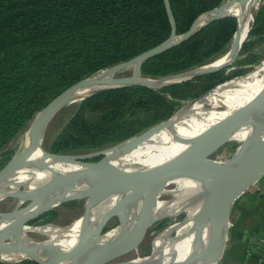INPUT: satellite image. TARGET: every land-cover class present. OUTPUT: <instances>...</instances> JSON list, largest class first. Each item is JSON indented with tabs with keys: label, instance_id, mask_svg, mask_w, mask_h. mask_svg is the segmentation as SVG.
Wrapping results in <instances>:
<instances>
[{
	"label": "trees",
	"instance_id": "1",
	"mask_svg": "<svg viewBox=\"0 0 264 264\" xmlns=\"http://www.w3.org/2000/svg\"><path fill=\"white\" fill-rule=\"evenodd\" d=\"M225 1L170 0L177 34L188 32L200 15ZM233 14L207 23L189 39L147 60L143 76L168 77L225 55L237 31L240 10ZM253 18L237 57L248 69L264 59V0L254 6ZM171 33L165 0H0V151L71 85L165 42ZM257 69L245 75L241 74L247 69H235L228 75L222 70L162 89L134 85L100 92L78 103L49 149L75 154L116 146L163 122L170 123L185 105L228 79L251 75ZM148 138L158 142L161 136ZM7 158V154L0 157V168ZM199 195L189 194L181 206L193 210ZM137 204L131 202L127 211ZM45 208L49 207L39 209ZM56 217L53 210L30 223L42 227ZM120 231V227L112 229L99 240L88 264L101 245ZM91 232L74 246L84 244ZM0 258L22 257L13 252L0 254ZM12 264L41 263L23 260Z\"/></svg>",
	"mask_w": 264,
	"mask_h": 264
},
{
	"label": "water",
	"instance_id": "2",
	"mask_svg": "<svg viewBox=\"0 0 264 264\" xmlns=\"http://www.w3.org/2000/svg\"><path fill=\"white\" fill-rule=\"evenodd\" d=\"M235 1L248 2L247 0ZM165 3L172 25V33L169 39L147 51L142 52L130 60L120 62L109 67L106 70L107 73H110L108 79H103L102 75L89 76L74 83L69 88L60 93L57 97L50 101L49 104L46 105L34 118L35 123L30 132L29 142L27 145H25L23 151L6 167L0 170V191L3 190L4 185L11 178H13V176L19 170L25 167H34L41 170H47L51 176L63 175L67 178L79 181L117 179L118 184L107 195V198L119 196L111 205L110 213L99 224L97 229L91 233L86 242L75 249H51L46 250L43 255H41L37 251L40 249L43 250L44 248H32L28 249V253L30 254L28 256H24L15 260L0 258V262L12 264L23 260H33L38 261L41 264H88L90 260V254L95 249L99 240L105 236V228L113 215H118L122 219V217L128 215L127 207L129 204L134 200L138 202L139 198L142 197L143 194L134 191L133 187L138 182L148 181V192L144 198H141V207V205L147 200L151 189L155 190V188L163 181L162 179H159L157 182L152 183L148 179V175L150 173L161 171L167 168H180L200 172L218 186L221 210L216 228L209 239L206 242L193 245L191 251L184 257L167 258L162 255H159L158 257H153L152 255L141 256L139 250L141 244L143 243V236H145L151 227L159 219H161L157 218L151 224L143 227L134 238L122 244L119 248L102 255L99 260V264H103L113 255L120 254V256H123L125 254L124 250H128L130 246L135 251V256L114 264H216L220 261L231 224V214L236 201L251 186L255 185L259 178L264 175V136L260 137L257 139V141L249 146L245 145L241 150H237V152L231 156V158L224 161L208 158L206 156L217 146V144H210L201 148H196L194 153L176 154L154 167L133 170H129L119 163V158L125 152H127L133 144H135V141H142L146 139L152 132L160 129L168 121L154 126L151 129H148L116 146L95 151L87 155L74 156L70 154L52 153L45 150L43 146L45 132L51 121L59 111L75 100L77 102L84 101L87 98L103 91L134 85L153 89L166 88L183 82L191 81L197 77H202L225 70L239 56L242 46L246 41L252 26L246 35V38L240 44L231 46V48L226 53V59L218 64H215L213 61L209 64L164 78H151L143 76L142 66L147 60L189 39L207 23L213 20L234 15L229 11L230 2L225 1L220 7L200 15L188 32L178 35L170 0H165ZM237 32H240L239 21L236 33ZM126 68H132L134 72L133 75L125 77L115 76L118 71ZM95 85L98 86L96 89L84 96L76 98L81 90L92 88ZM245 106L243 109L234 112L241 113L245 109ZM224 128L225 127H217L209 131L220 130V133L216 135H219L222 139L229 138L226 129ZM38 148H42L43 153L35 156V152ZM98 155H102L103 158L98 161L89 160V157H96ZM58 165H74L76 168L69 171H62L57 169ZM44 191H49L50 194L48 196L46 195L44 197H40L38 194ZM56 195L57 193H55V191L49 187L41 190L30 191L29 197L26 201H19L17 207L10 214L0 216V220L8 218L14 212H22L19 223L37 227L38 225L31 224L30 222L45 214L49 210L55 209L57 206L71 198H88L87 196H67L53 207L31 210L33 205L42 204L45 201L52 199ZM16 197L19 198V196ZM32 198L37 199L35 202L29 203L25 206L27 201L31 200ZM87 210L84 214H86ZM129 224L130 221L128 224L123 226L120 236L126 231V229L129 227ZM35 234L44 237L45 235L33 232L30 234L35 239L44 241L34 236ZM6 239L0 242H6ZM87 255L88 258L86 257Z\"/></svg>",
	"mask_w": 264,
	"mask_h": 264
},
{
	"label": "bare ground",
	"instance_id": "3",
	"mask_svg": "<svg viewBox=\"0 0 264 264\" xmlns=\"http://www.w3.org/2000/svg\"><path fill=\"white\" fill-rule=\"evenodd\" d=\"M247 1L248 2L234 1L233 5L229 8L231 13H235L237 10H240V32L235 34L234 44L232 46L240 44L246 38V35L252 26L253 14L251 6L253 0ZM225 56L226 54L215 60L214 63L218 64L224 61L226 59ZM109 76L110 73L105 72L102 78L108 79ZM258 79L259 83L254 85L251 84L252 82H256ZM235 80L237 81L239 78L231 80L211 90L206 95L195 101L193 106L186 109L182 114L168 123V127L163 131L149 135L148 137L155 135L162 137L160 142L156 143L152 149L142 154H127L119 158V163L129 170L150 168L159 165L176 155L169 152L167 148L183 133L185 134V132L191 128L209 131L217 127H225L224 129H226L228 136L238 138L245 136L248 137L246 146L253 144L257 141V139L263 137L264 68L258 73L240 79L236 83L234 82ZM233 82L237 84L238 87H242L241 92L235 93L232 90L233 88L230 89L228 87L230 84H233ZM97 87L98 86L95 85L92 88L81 90L76 98L90 93ZM225 89H227L230 93V97H234L238 94L255 97L257 100L256 107L241 113L229 112L223 114H202L200 112L201 108L211 98ZM42 153L43 149L38 148L35 152V156ZM75 168L76 166L74 165L57 166V169L62 171H69ZM41 172L49 173L47 170H41L34 167H25L19 170L13 178H11L4 185L3 190L0 191V201L11 195H19L21 196V201H24L27 199L28 193L31 190L34 191L49 187L55 191L57 195L42 204H35L34 208L31 210L39 209L40 207L46 206L58 199L64 198L65 196H87L90 201L88 210L86 214L82 215L75 222L61 227H35L26 224L24 225L18 221L22 212H14L9 218L1 219L0 221V241H3L7 237L5 240L6 242H0V248L4 249L0 252V254L14 252L16 254H20L21 257H24L30 255L28 253V249L32 248H44L43 250L40 249L37 251L41 255H43L46 250L51 249H75L79 246H74V244L81 241L91 231V233H93L97 229L99 224L110 213L113 202L117 199V197H119L114 196L107 198V195L118 184L117 179L92 181L72 180L71 182L65 184H46L35 189H28L26 192L23 191L24 184L28 181H32ZM148 177L152 183L157 182L159 179H162L163 181L155 188V190L151 189L147 200L141 205L139 213L136 215L126 231L121 236L120 231L106 241L97 251L91 264H99V260L102 255L119 248L122 244L134 238L139 232L141 226L149 220L154 211H171L192 192L201 191L202 195L197 201L191 216L179 224L169 228L165 232L164 238L160 241L161 250L151 253L150 255L153 257L162 255L167 258L184 257L191 251L193 245L206 242L215 230L221 210L219 190L215 183L200 172L180 168H167L150 173ZM169 183L177 184L178 188L175 191L176 195L174 198L165 201L162 196L168 193L167 184ZM31 232L45 235V238L41 239L44 241H39L32 237L30 235Z\"/></svg>",
	"mask_w": 264,
	"mask_h": 264
},
{
	"label": "rangeland",
	"instance_id": "4",
	"mask_svg": "<svg viewBox=\"0 0 264 264\" xmlns=\"http://www.w3.org/2000/svg\"><path fill=\"white\" fill-rule=\"evenodd\" d=\"M226 1L230 2V7H231L235 0H226ZM262 1L263 0H261V3H262ZM256 4H259V0H253L252 6H251L252 14H253V8ZM233 44H234V37H233V40L231 42L229 49L231 48V46ZM237 59H239V58H236L232 62V64L227 68V70L226 69L223 70L224 71L223 75H228V74H230V71H235V69H239V70L240 69H243V70L247 69V71H245L243 74H241V75H245L248 72L254 70L258 66V69L253 73V74H255L264 68V62H263L264 59L261 62H259L258 64H255L254 66H252L250 69H248L249 68L248 64L238 63ZM108 68L99 71V73H96L95 75H102L103 76ZM133 73L134 72H133L132 68H126V69H123L121 71H118L115 76L116 77H125V76H131V75H133ZM253 74H251V75H253ZM241 75H239V76H241ZM251 75H248V76H251ZM248 76L241 77V78H239V80L242 78H246ZM234 78L235 77L228 79V80H232ZM259 79L256 80V82H252L251 84L254 85V84L259 83ZM239 80H237V81H239ZM237 81L235 80L234 82L236 83ZM234 82H233V84H230L228 87L230 89L233 88L232 90L235 93L241 92L242 87L239 86L240 87L239 88L238 85L235 84ZM229 94L230 93L227 91V89L221 91L216 96L211 98L201 108L200 112L204 115L223 114V113L239 111V110L243 109L245 105L246 106H245V109L243 111L251 110V109L256 107L257 100L253 96L245 95V94L244 95L238 94L234 97H230ZM79 102H82V101L77 102L75 100L72 103H70L69 105L65 106L61 111L58 112V114L51 121V123L49 124V126L47 127V130L45 132V137H44V141H43V146H44L45 150L50 151L49 148H50L51 144L57 139L62 128L65 126V124L70 120V118L74 115V113L78 109V103ZM193 104L194 103H190L188 105H185L184 106L185 108L178 114V116L180 114H182L186 109L193 106ZM34 123H35L34 119L32 121L28 122L21 129V131L18 133V135L8 144V146L5 147V149L0 151V157L3 154L4 155L7 154V156H8V158L5 160V162L3 163L0 170L3 169L4 167H6L14 158H16L23 151L25 145L28 144L30 132H31V129H32ZM167 127H168V124H166L164 127L162 126V128H160V129L152 132L150 135H153L154 133H157V132H161ZM218 133H220V130L204 131V130H197L195 128L194 129L191 128V129L187 130L185 132V134L183 133L171 145H169L167 150L171 153H174V154L194 153L196 148H201L203 146H207L210 144H217V146L210 153H208L206 156L208 158L224 161V160L231 158V156H233L237 152V150L238 151L241 150L248 142V137H246V136L245 137H239V138L234 137V136H229V138L222 139L219 135H216ZM221 133H223V132H221ZM147 138L142 140V141L141 140L135 141L134 142L135 144H133L131 146V148L127 151V152L130 151L128 155H136V154L145 153L148 150L152 149L155 146V144L160 142V140L162 139V137H161V139L158 142H154L152 140V138L150 140H149V138L147 140ZM98 151H100V150H98ZM90 153H93V152L75 153V154H70V155L77 156V155H85V154L87 155ZM102 158H103L102 155H98L96 157H89V160L98 161V160H101ZM72 180L73 179L67 178L63 175H52L51 176L50 173L41 172L32 181H30V182L28 181L26 184H24L23 191L26 192V191H28V189L29 190L35 189V188H38V187L46 185V184H65V183L71 182ZM41 184H43V185H41ZM133 188H134V191L143 194L142 197L139 198L137 206L132 211L128 212V215H126L125 217H122V219L118 215H113V217L109 220L104 232L107 233L112 229H116L117 227H120V229H122L123 226H125L126 224L129 223V221L131 224L132 221L134 220V218L136 217V215L139 213L140 208H141L140 207L141 198H144L148 192V181L138 182ZM177 188H178L177 184H174V183L167 184L168 193L164 194L162 196L163 200L166 201V200L173 199L174 196L176 195L175 191L177 190ZM38 190H41V189H38ZM31 191H33V190H31ZM34 191H36V190H34ZM199 193H200V195H199V198H200V196L202 195V192L200 191ZM49 194H50L49 191H44V192L39 193L38 195L40 197H44L46 195L48 196ZM12 196H14V197H12ZM16 196H19V195H11V196H8V197L2 199V201L0 202V216L10 214L17 207L19 201L21 202V196H19V198ZM28 197H29V193H28ZM65 197H67V196H65ZM64 198L58 199V200H56V201H54V202H52L46 206H43V207H53L54 205H56L57 203L62 201ZM199 198H198V200H199ZM36 199L37 198H32L31 200L27 201L25 206L28 205L29 203L35 202ZM26 200H24V201H26ZM183 201L181 203H179L176 207H174L171 211H164V210L154 211L153 214L151 215V217L149 218V220L141 226L139 231L143 227L151 224L157 218H161L151 227V229L146 233V235L143 236V243L141 244L140 250H139V253L141 256H149L151 253H155V252H158L159 250H161L160 241L164 238L165 232L169 228L175 226L176 224H179L180 222H182L183 220H185L191 216L194 209L192 210V208L187 206V205L181 206ZM197 201H196L195 205L197 204ZM89 202H90L89 198H86V199L85 198H71V199L65 201L64 203H62L61 205L57 206L55 209H53L54 211L57 212V217H56L55 221L48 223V225H45L47 223H45L43 225L48 226V227L49 226H55V227L60 226L61 227V226L69 225V224L75 222L76 220H78L85 213V211L88 209ZM34 206L35 205H33L32 208H34ZM40 208H42V207H40ZM53 210H49V211H53ZM10 216H12V214ZM19 219H20V217L18 218V221H19ZM34 236H36L40 239L45 238L44 236H40V235H36V234ZM2 250H4V249L0 248V252ZM124 251H125V254L123 256H120V254L119 255H113L110 258H108V260H106L103 264H114L116 262L126 260L129 258H133L135 256V251L133 250V248H131V246L128 250H124ZM86 257L88 258V255Z\"/></svg>",
	"mask_w": 264,
	"mask_h": 264
},
{
	"label": "crops",
	"instance_id": "5",
	"mask_svg": "<svg viewBox=\"0 0 264 264\" xmlns=\"http://www.w3.org/2000/svg\"><path fill=\"white\" fill-rule=\"evenodd\" d=\"M264 236V175L235 203L221 259L216 264H264L257 240Z\"/></svg>",
	"mask_w": 264,
	"mask_h": 264
},
{
	"label": "built area",
	"instance_id": "6",
	"mask_svg": "<svg viewBox=\"0 0 264 264\" xmlns=\"http://www.w3.org/2000/svg\"><path fill=\"white\" fill-rule=\"evenodd\" d=\"M257 244H258V246L261 247V258H260V261L264 262V236L258 238Z\"/></svg>",
	"mask_w": 264,
	"mask_h": 264
}]
</instances>
